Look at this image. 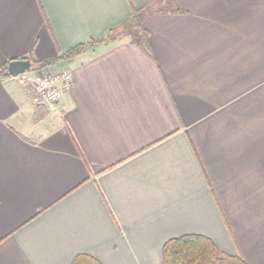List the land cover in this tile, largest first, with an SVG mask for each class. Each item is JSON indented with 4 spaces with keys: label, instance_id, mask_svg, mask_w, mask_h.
Returning <instances> with one entry per match:
<instances>
[{
    "label": "crops",
    "instance_id": "crops-1",
    "mask_svg": "<svg viewBox=\"0 0 264 264\" xmlns=\"http://www.w3.org/2000/svg\"><path fill=\"white\" fill-rule=\"evenodd\" d=\"M170 1L150 58L95 42L157 0H0V71L88 45L39 123L38 70L0 77V264H161L184 235L264 264V0Z\"/></svg>",
    "mask_w": 264,
    "mask_h": 264
},
{
    "label": "trees",
    "instance_id": "trees-1",
    "mask_svg": "<svg viewBox=\"0 0 264 264\" xmlns=\"http://www.w3.org/2000/svg\"><path fill=\"white\" fill-rule=\"evenodd\" d=\"M157 0V5L146 7L144 9H131L129 17L117 28L110 30L104 40L99 42H107L110 40L123 37L128 39L132 45L142 48L151 58V47L149 44V34L143 27L145 17L150 14L160 13H177L178 11L172 7L170 0ZM162 5L167 6L166 8ZM118 32L114 35V32ZM92 42H89V45ZM87 44H79L67 52L46 61H34L31 58L35 70H42L46 67L54 66L58 62L79 54ZM1 76H9L7 67L0 71ZM30 97L34 95L30 91ZM34 122L39 123L45 119L48 114L41 106L34 107ZM71 264H101L95 257L88 254L76 255ZM161 264H247L239 255H229L220 251L216 245L207 237L201 235H184L181 237L169 239L161 248Z\"/></svg>",
    "mask_w": 264,
    "mask_h": 264
},
{
    "label": "built area",
    "instance_id": "built-area-1",
    "mask_svg": "<svg viewBox=\"0 0 264 264\" xmlns=\"http://www.w3.org/2000/svg\"><path fill=\"white\" fill-rule=\"evenodd\" d=\"M30 81L33 107H44L49 114H59L61 97L72 89V74L68 69L52 70L48 67L38 70Z\"/></svg>",
    "mask_w": 264,
    "mask_h": 264
},
{
    "label": "water",
    "instance_id": "water-1",
    "mask_svg": "<svg viewBox=\"0 0 264 264\" xmlns=\"http://www.w3.org/2000/svg\"><path fill=\"white\" fill-rule=\"evenodd\" d=\"M32 69V62L28 59L14 60L8 63L7 72L11 77H17Z\"/></svg>",
    "mask_w": 264,
    "mask_h": 264
},
{
    "label": "rangeland",
    "instance_id": "rangeland-1",
    "mask_svg": "<svg viewBox=\"0 0 264 264\" xmlns=\"http://www.w3.org/2000/svg\"><path fill=\"white\" fill-rule=\"evenodd\" d=\"M117 33H118V32L116 31V32H114L113 34L116 35ZM32 67L34 68L33 64H32ZM56 71H57V70H56ZM30 72H35V71H34V69H31L29 72H26V73L28 74V73H30ZM27 74H26V75H27ZM34 123H35V122H34Z\"/></svg>",
    "mask_w": 264,
    "mask_h": 264
}]
</instances>
